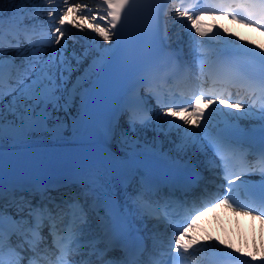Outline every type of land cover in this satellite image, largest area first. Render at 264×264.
<instances>
[{
  "label": "bare ground",
  "instance_id": "bare-ground-1",
  "mask_svg": "<svg viewBox=\"0 0 264 264\" xmlns=\"http://www.w3.org/2000/svg\"><path fill=\"white\" fill-rule=\"evenodd\" d=\"M44 0H0V75L18 78L11 86L0 87V151L78 146L84 130L92 81L99 74L100 62L115 40L101 20L93 2H77L58 21L69 25L76 35L64 33L50 50L32 51L12 40L4 28L5 20H45ZM41 8L37 16L31 12ZM170 45L180 50L192 64L207 63L224 47L235 46L264 59V30L234 23L224 17L203 16L191 23L176 14L168 18ZM1 39V38H0ZM12 66L13 68H11ZM3 69H6L3 71ZM194 120L185 115L160 112L147 125L118 121L107 125L97 145L116 156L154 151L173 160L198 159L208 164L209 157L199 134L223 125L264 127V115L241 103L225 101L202 104ZM209 167V166H208ZM199 225L190 230L188 246L198 252L226 249L249 253L264 260V222L253 215L218 206L205 213Z\"/></svg>",
  "mask_w": 264,
  "mask_h": 264
}]
</instances>
